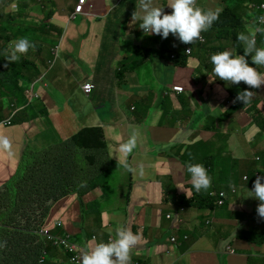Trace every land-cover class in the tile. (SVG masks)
I'll list each match as a JSON object with an SVG mask.
<instances>
[{"label": "crops", "instance_id": "0c3cea01", "mask_svg": "<svg viewBox=\"0 0 264 264\" xmlns=\"http://www.w3.org/2000/svg\"><path fill=\"white\" fill-rule=\"evenodd\" d=\"M14 1L11 0V7L7 8V4L5 5L8 12L13 14L10 19L17 27L20 23L19 28L25 32L29 31L28 34H37L36 31L40 29L21 25L23 17L18 19L16 16L21 12L12 13L13 5L16 3L21 9L19 3ZM61 1L22 0L29 12L32 11L39 16L52 9L53 12L51 11L46 17L47 22L56 18L57 27L63 29L62 35L60 34L61 36L54 40L53 45L45 44L42 47L44 55L39 62L43 67L47 59L51 57L50 51L53 48L58 49L60 55L54 59L55 63L52 57L48 62L54 68L61 60L64 66L58 65L57 71L52 69L49 74L45 73V77L50 81L49 84L53 82V85L57 86L65 79V84L62 86L66 85V87L63 89L57 87V91L52 88V94L48 90L53 103L46 102L44 105L38 103L41 90L37 87L35 91V88L29 87L27 101L13 111V119L9 116L11 111L5 99L8 115L0 123L8 119L15 122L9 126L0 127V135L7 136L12 144L11 153L0 151V192H4L9 182L16 178L26 154L34 153L36 158L39 155L41 161L36 164L40 165L44 160L45 149L53 150L60 145V142L68 139L71 141V138L80 130L82 131L86 125H101L108 145L113 139L126 141L130 131L135 128L140 133L137 150L139 154L157 151L158 145L164 140H172L161 145L169 151L164 153L162 160L158 157L155 159L153 170L143 171V175L132 174L135 182L128 195L120 198L115 192L111 197L115 205L108 211L103 213L97 211L92 215V218L96 220L93 228L96 238L91 240L90 232H87L88 236L80 240L83 248L81 253L88 242H106L110 236L115 235L114 231L110 233L109 229L114 230L118 224H124L130 226L133 233H143L144 239L152 241L160 238L162 242L166 241L165 248L168 249L173 261L162 264H208L215 262L216 255L226 256L227 262L228 257L235 256L238 258V264H249L252 254H241L238 250L234 253H219L212 245L217 240L215 235H212L211 239L201 238L197 241L198 234H194L191 235L190 240L182 241L181 245L175 248V245L168 242V237L176 234L181 236L185 231L182 228L183 225L179 231L174 229L175 219L165 202L171 201L170 193L176 189L177 195L181 194L182 190L176 187L177 185L182 184L186 188L183 184L184 157L180 155L184 147L198 140L200 142L197 145L199 143L211 145L210 141L218 133L223 135L220 150L225 152L238 170L262 172L264 169V99L261 102L255 98V106L248 111L238 110L232 113L227 106L230 104V96L228 91L226 92V87L221 84H208L206 81L201 88H197L196 83L193 82L190 90L184 95L167 96L164 92L169 85L176 81L188 83L195 72L193 68L174 70L173 64L164 61L158 54L160 41L156 37L160 35H146L139 28L141 21L132 20V13L136 10V0H88L85 10L77 14L75 20H68L74 12L75 5L66 11L62 5L60 6ZM74 2L77 4L78 0ZM261 3H264V0H197V5L205 10L226 7L227 17L238 14L241 18L252 20V22L257 19V16L249 11L248 6ZM155 4L164 7L167 5V0H155ZM63 12L66 13L64 16L61 15ZM227 17L222 18L223 21L227 22ZM40 25L39 22L37 26L40 27ZM17 27L14 25L15 30L18 29ZM48 28H45V31ZM249 28L251 27H247ZM247 29L242 32H246ZM25 32L22 31L24 34ZM0 39H10V34L6 36L0 34ZM121 39H125L126 45L123 47H126V52L130 51L131 46H135L137 51L139 48L138 54L133 52L129 55L122 54L118 48V45L122 43ZM62 49L64 55L61 56ZM198 52L202 53V51ZM196 57L191 62V67L198 63ZM125 60H131L130 66L126 67ZM134 67L141 68V71L137 73ZM43 68H46V65ZM62 70H65L64 75L55 74ZM68 72H71L69 76H67ZM74 77H76L75 80ZM123 81L126 83L124 92L118 94L117 87ZM87 83L96 87V93L86 95L83 92L82 86ZM47 87L50 88V86ZM140 89L146 93L137 94ZM71 90L76 91V100L69 99L68 94H62ZM259 91L264 98V90ZM34 94L37 95L36 103L35 100L30 101ZM124 94L127 96L123 97ZM131 94L140 95L142 101L130 102ZM117 97L121 98L117 99ZM65 98L67 100H64ZM191 100L195 102V109L190 108ZM34 103L40 107L39 110L34 109ZM134 107L136 109L131 111ZM259 109L262 113L258 111ZM69 111L79 115L80 125L74 120L67 121ZM174 120L180 121L179 130L172 126ZM189 129L193 131L191 134L187 132ZM207 137L208 141L205 140ZM41 143L43 145L38 146ZM260 148L262 150L258 153ZM113 152L115 153V150ZM200 154L198 149L191 150V155L195 157H199ZM166 158L171 161H166ZM246 163L251 164L244 166ZM52 169L58 175L63 173L60 164H53ZM85 169L92 171V167L88 165H82L81 168L73 171L77 175ZM145 169H150V166H146ZM243 185V198L247 201L253 199L250 193L251 182H245ZM96 193H100L98 187L86 194L84 200L93 199ZM52 207L49 216L52 213ZM168 212L172 214L169 218L166 215ZM195 214L196 210H190L181 213L180 216L188 220ZM57 218L65 219L62 210L57 211ZM227 221L232 222V219ZM229 231L227 227L219 230L222 234ZM75 232L81 233L78 228ZM144 239H141L131 250L130 264L139 262L141 258H144L143 264L158 263L152 254L143 252L147 247ZM166 255L167 252L164 253V256ZM56 261L60 263V260Z\"/></svg>", "mask_w": 264, "mask_h": 264}, {"label": "clouds", "instance_id": "9594fccd", "mask_svg": "<svg viewBox=\"0 0 264 264\" xmlns=\"http://www.w3.org/2000/svg\"><path fill=\"white\" fill-rule=\"evenodd\" d=\"M167 6L172 9L170 13L165 11V7L156 5L155 0H136V10L132 13V20L141 21L139 28L142 29L146 35L156 34L162 35L163 38H167L171 33L177 37L180 42L184 44H193L195 40L201 37V33L203 31H207L211 28L213 23L219 18H224L223 13L225 10L227 11L226 7L223 9L209 8L205 10L197 5V0H167ZM248 8L251 13H254V15L257 16V19L254 20V22L244 18L240 19L243 27L237 32V40L239 41L241 47L243 46L244 53L242 55L237 54L232 46L227 45V43H221L223 41L227 42L226 40L216 43L215 45H223L222 47L226 50L220 51L218 50V47L216 51L217 53L211 55L210 61L214 66L212 74L209 71V77H197L194 75L188 83L176 81L169 85L168 89L164 92L165 95H184L190 90L193 82L196 83L197 88H201L206 81L208 84H221L226 87V92L228 91L230 96V104H227V106L230 110H232V113L238 110L248 111L255 106L254 100L256 97L253 96V91L262 90L260 87L264 85V73L258 70L259 67H264V47H257L256 44V38L260 35L264 36V3H261L260 5H249ZM75 10L76 8H74V12ZM78 14L81 13L78 12ZM247 27L251 28L247 29ZM245 29H247V31L242 32ZM30 48L34 49L35 45L32 44L27 37H21L10 42L8 46L9 50L5 55L7 63L4 64V67L7 68L9 63L18 61L20 55L26 54ZM198 50L199 49L197 48L196 52ZM207 53L210 54L209 52H206V54ZM249 56H251L252 64L249 63ZM196 58L198 60V57ZM253 64L255 66H252ZM130 70L131 69L129 67V71ZM241 82L244 83L243 91H240L234 98L228 87L233 84H238L240 86ZM94 88L96 87L94 86ZM83 92L86 95H91V93L87 92L85 89H83ZM126 96V94L123 95V97ZM34 98H37L36 94H34L30 101L32 102L35 100ZM237 101L243 103L244 105L236 108L234 105H236ZM135 109L136 108L134 107L131 111H134ZM183 120L184 119H182V121ZM9 125L11 124H8L7 126ZM172 126L179 130L180 121L174 120ZM0 127H2L1 124ZM87 127H85V129ZM101 129L103 131L102 126ZM139 135L140 133L138 129L133 128L129 133L128 139L119 143L117 148L118 160L110 155L109 145L107 144V149L100 154L104 155H102L99 158V161L95 163L88 162V155L84 156V152L88 151L87 149L73 147L68 150L65 144L72 142V140H66L60 142V145L53 149L55 162L56 164H60L62 166L63 172H67L69 174L70 181L72 176L75 175L73 170L76 171L81 168L82 165L92 167V171L101 172L106 171L103 168L105 164L107 165V159L115 161L119 166H122L125 170H127L130 175L129 187H126L124 191L118 194V197L124 198L130 193L133 182H135L133 175H143V171L153 170L152 166L156 163V160L151 158V154L147 156L146 153L139 154L137 152L136 147ZM104 141L107 143L105 134ZM168 141L172 140H164L160 142L158 147ZM197 143L198 142H190L180 153V155L184 157L182 161L183 176H185L183 184L186 185V188L182 184L177 185L176 187L182 190L181 194L177 195L176 189V191L170 193L171 201L165 202L167 208L171 211L175 219L174 229L179 231L181 225H183L182 228L185 231L181 234V236L176 234L168 237V242L175 245V248L178 247L181 245L182 241L190 240L191 235L189 230L191 227H194L196 230L201 231V233H198L196 237L197 241L201 238L211 239L212 235H217L219 238H217V240L213 243L216 244L222 236V233L219 232V230L223 227H227L229 230H232L234 213L241 212L244 208H246L248 212L257 213L259 216L258 220L255 222L256 224L253 225V241L250 247L252 248L253 245H256V240L264 242V174L257 171L253 173V181L251 182V192L253 195L251 197L257 199L254 205H248V201L243 198V196L236 195L237 188H243V183L232 182L228 187H222L219 190H210L208 193L210 209L203 211L201 204L204 202L203 199L206 197V195H204V193H206L205 191L211 187L212 178L209 174L214 172V168L206 161V158L202 154H200L199 157L191 155V150H189V148L197 145ZM11 149L12 144L10 139L5 135H0V151H7L11 153ZM168 151L169 150L164 149V151L161 152L163 155L157 156L159 160H162L165 155L164 153ZM152 153L157 155V153H159L158 149ZM90 154H93V152ZM133 155L135 156L133 157ZM57 157L59 158L57 159ZM129 161L131 163H129ZM166 161L169 162L171 159L166 158ZM101 163L102 166L100 167ZM146 166H150V169H145ZM243 181H249V177L245 175ZM79 187H82V190L78 192L77 200L71 204V207L75 209V213L71 217L72 222L70 225L64 222L66 218H56L51 224H45L52 206L50 207L46 217L43 218L38 234L49 239L52 242L51 246L58 250L59 255H53L51 251H49L46 247H43L41 255L38 259L39 264H45L44 261L46 258H50L52 261L60 260V264H130L131 250L138 245L141 239H144V235L143 233H133L131 227L124 224H118L114 230L109 229V232L111 233L114 231L115 235L110 236L106 242H88L85 250L81 253V250L83 249L80 245L81 237H79L78 233L75 232L77 228L81 232L79 224H82V226L86 229V232H90L91 240L93 238L95 239L96 234L93 233L94 226L90 224V222L95 221V219L92 218V215L97 211L102 213L103 211H108V209L111 206H114L115 203L111 201L112 193L107 189H102L99 184L91 186L89 182H82V185ZM97 187L100 193H96L93 199L85 201L84 196L93 192ZM103 195L108 196L109 199L103 197ZM182 196L184 197L182 198ZM101 198L107 202L104 206L100 203ZM184 198L195 199L192 206L189 207L190 209L184 206ZM56 201H52V203L54 204ZM190 210H196V214L192 218L187 220L180 216L181 213ZM171 213L168 212L166 214L168 218L172 216ZM227 219H232V222L227 221ZM187 223H189V225H186ZM242 223L243 222L241 220L240 233L242 231ZM211 225L213 226V230L208 229ZM55 227L58 228L60 232H54L53 229ZM45 229H48L52 237H49L44 232ZM77 237L79 242L75 240ZM60 240H65L75 245L77 249L74 251L69 250L59 242ZM144 242L147 247H154V252L158 249L156 243L153 241L144 239ZM260 249L262 253L258 254H261V257L264 258V244ZM166 251L167 254H169L167 248ZM217 251L225 254L234 253L236 249L234 246L227 245L224 249ZM74 255L77 256L76 261L71 259ZM143 259L144 258H141V260L135 264H143Z\"/></svg>", "mask_w": 264, "mask_h": 264}, {"label": "trees", "instance_id": "16d2710c", "mask_svg": "<svg viewBox=\"0 0 264 264\" xmlns=\"http://www.w3.org/2000/svg\"><path fill=\"white\" fill-rule=\"evenodd\" d=\"M10 2L11 0H0V30H5L6 33L13 35L7 40L0 39V121L7 118V107L11 111L9 116H12L13 119V111L26 103L27 93L30 91H27V89L32 87L34 80L38 79L42 72V70H37L34 61H28L26 59L24 61L18 60L16 62H11L8 67L5 68L4 64L7 63L5 55L9 50L8 46L10 42L21 37H27L29 41L35 45V48H30L27 54L37 55L38 57V54L42 53V47L45 44L53 45L54 40H57L58 36H61L63 32L62 28L56 27L55 29L53 26H50L47 30L54 28L56 33L53 32L52 34H48L45 29H41L44 32L42 35L38 33L31 35L28 34L29 31H26L25 34L22 33L19 29L20 23L17 27L15 22L10 19L13 17V14H10L6 10V4L7 8L9 6L11 7ZM16 2L19 3L22 10L23 6H27L22 0H16ZM164 7L166 12L170 13L172 11L167 5ZM227 13L228 11L225 10L223 13L224 18L227 17ZM21 14L16 16L18 19H22L23 17L24 21L27 15ZM71 16L72 14L69 16L68 20H75L76 16L74 18H71ZM37 17V15L36 17L29 16V19L34 22H40L42 26L43 24L47 26V23L49 22L46 21L48 20L46 17L45 21L44 19L41 21V18ZM227 18V22L223 21L222 18H219L213 23L211 28L207 31H203L201 37L195 40L193 44H184L171 33L167 38H163L162 35H160V37L157 36L156 38H159L160 41L158 54L162 56L164 61L171 62L174 70L193 68L196 73L195 76L202 73V76L209 77L210 73L208 72V69L212 74V69L214 67L211 64L210 57L217 53L216 51L218 49V47L214 46L216 43L226 40L227 45L232 46L237 54L242 55L244 53L243 46L241 47L237 40V32L243 27L240 20L241 17L238 14H235V16L231 15V17ZM14 25L18 28L17 31L15 30ZM32 27L40 29L37 25L30 26V28ZM261 37L264 36L260 35L256 39L257 47H260L258 42L263 45V42L260 39ZM40 39H42L41 43L39 42ZM197 48L199 49L198 51H202V53L197 51L198 63H195L191 67L190 64L194 57L187 54L189 52L196 53ZM219 50L224 51L226 49L221 46L219 47ZM206 52H209L210 54H206ZM248 60L250 62L251 56L248 57ZM69 75L70 72H68L67 76ZM75 78L76 77H74V80ZM47 82L50 83L48 79ZM243 84L244 83L241 82L240 86L238 84H233L228 87L234 98L240 91H243ZM94 93H96V88L93 94ZM62 94H68L67 97L72 100H76L77 97L76 91L73 90L68 93L62 92ZM5 99L8 101L7 107L5 106ZM64 100L67 99L65 98ZM243 105V103L237 101L234 106L239 108ZM34 109L39 110L40 107L35 104ZM12 119L5 120L0 124L2 127H5L8 124L15 122V120ZM71 139L72 142L65 144L68 150L73 147H78L87 149V152L89 153L93 152V154L88 155V162H98L99 158L104 155H100L101 152L107 149V143L104 141V134L100 125H90L86 129L83 128L82 131L75 134ZM44 151V160L40 165L36 164L41 161L39 155L36 158L34 153L26 154L16 178L9 182L4 192H0V264H22L23 261H27L30 264H39L38 259L43 247H46L53 255H59L58 250L51 246L52 242L46 237L40 236L38 230L43 218L48 214L50 207L53 205L52 201L63 198L72 193L74 189L71 188L72 184H70L71 182L69 181V174L67 172L58 175V173L53 171L52 166L53 164H56L53 150L47 148ZM58 158L59 157H57V159ZM129 163L131 162L129 161ZM152 168L154 169V166H152ZM103 169L106 170V164ZM98 182L99 179L96 180L94 184H98ZM242 189L243 188L238 187L236 195L242 196ZM251 190L252 188H250V193ZM103 197L109 199L106 195H103ZM183 197L184 196H182V198ZM252 198L253 199L248 201V205H254L257 200L254 197ZM193 201H195L193 198H184L183 204L186 208H189L192 206ZM203 201L204 202L201 204L203 211L210 209L208 195H206ZM245 211H247L246 208L241 210V212ZM30 216H33L34 219L31 220L29 218ZM258 217L257 213L250 212L249 219L256 222ZM245 221V225L242 223V231L239 235H232L234 230H230L229 236L228 232L222 234L221 239L216 244L212 245L217 250H222L227 245L234 246L241 254H252V257L249 259L250 264H262L261 262H264V258L261 257V254H258L261 247L257 244L253 245L252 248L250 247L253 241V226L249 227L248 223H251L252 221L248 219H245ZM75 223L78 224L77 222ZM95 223L96 220L90 222L92 226H94ZM79 225L81 232L83 231L80 239L84 240L88 236V233L85 231L86 229L82 224ZM189 232L190 235L201 233L200 230H196L194 227H191ZM75 240L79 242L78 237ZM152 241L156 243V245H165V242H162L160 238H155ZM44 263L52 264L53 261L50 258H46Z\"/></svg>", "mask_w": 264, "mask_h": 264}, {"label": "rangeland", "instance_id": "374dc122", "mask_svg": "<svg viewBox=\"0 0 264 264\" xmlns=\"http://www.w3.org/2000/svg\"><path fill=\"white\" fill-rule=\"evenodd\" d=\"M43 1H45V0H43ZM79 3L80 2H77V4H79ZM37 4L38 3L36 1V5ZM77 4L74 2V0H62L60 3V6L62 5L64 10L69 11L70 8L72 9L73 5H75V8H77L76 7ZM81 4L83 5V11H84L86 8V5L88 4V0H84V2ZM91 7L92 6L90 5V8ZM6 10L8 11V9H6ZM51 11L53 12L52 9L47 10V11L43 12L41 14V16H39L38 14L33 13L32 11L29 12V10L24 6H23V10L19 9L17 6V3H16L13 5L12 13L21 12L23 15L27 14L28 16L26 17V19L24 21L23 20L21 21V25L24 27H30L32 25H38L39 22H37V21L34 22L33 20H30L29 16L36 17V15H37L38 17L41 18V21L43 19L45 21L46 20L45 17H47V15ZM65 14H66L65 12L61 13V15H63V16ZM57 21L58 20L56 18H54L49 23H47V26H45V24H43V26L41 25L40 30L37 33L42 35V33H44V32L41 29H45V28L50 27V26H53L56 29V27L58 25ZM54 28H52L51 30H46V32L48 34H52L53 32L56 33V30ZM19 29L21 30V28H19ZM21 31L25 32V30H21ZM0 34H2L3 36H6V35H9L10 33H6L5 30H0ZM10 36H13V35L10 34ZM41 37H43V36H41ZM42 39L39 40L40 43L42 42ZM260 39L263 42V45H261L259 42H258V44L260 45V47H264V37H261ZM121 40H122V43H120L118 45V48L120 49V52L122 54L129 55L130 52L138 54L139 48L137 51V48L135 46H131L130 51L126 52L125 51V50H127L126 47H123L126 45L125 39H121ZM65 44L68 45L67 43H65ZM214 46L221 47L223 45H214ZM40 47H41V45H40ZM147 48H150V47H147ZM140 51H141V49H140ZM43 55H44V53L43 54L40 53V54H38L39 57H37V55L36 56L33 54L28 55L26 53V54L20 55V58H19L20 61H24L25 59L28 61H34L36 64L37 70H42L41 75L38 78L39 80L38 81L34 80V82L32 84V88L33 89L35 88L34 89L35 91H36L37 87L39 88V90H41V92H40L41 98L38 100V103H42V105H44L46 102L47 103L48 102L53 103L49 97L50 94L48 95V92H47L48 90L52 94V92H51L52 88H55V90L57 91V87L62 88V89L66 87V85L62 86L65 84V79L59 84V86L53 85V82H52V84H49L47 81H45V80H47V78L45 77V73L49 74V72H51L52 69H54V71H57L58 65L64 66V62L61 63V60L57 62V64L54 66V68L48 62L49 60H51V57H52L53 63H55L56 60H54V59L58 55H60V52H58V49L53 48L50 51L51 57H49L47 59L46 63L43 66V67H45V65H46V68H43L39 62V59L43 58ZM62 55H64L63 49L61 52V56ZM187 55H190L191 57L197 56L196 53H191V52H189ZM23 57H24V59H23ZM125 63L127 65L126 67H128L131 64V60H125ZM249 63L252 64V61L250 60ZM252 66H255V65L253 64ZM134 70H137V73H139L141 71V68L134 67ZM258 70L260 72L264 73V67H259ZM64 72H65V70H62L60 72H55V74L64 75ZM208 72H209V69H208ZM201 76H202V73L197 75V77H201ZM51 79H52V76H51ZM125 84L126 83L124 81L119 84V86L117 87V91H116L118 94H122L124 92ZM46 85L50 86V88H48ZM86 85H88L90 87L89 92L92 94L95 90L94 86L90 83H88ZM86 85H83L82 88L85 89ZM260 88L262 90H264V85H262ZM253 92H254L253 96L258 98L262 102L264 98H263L261 91H253ZM144 93H146V92L144 90L140 89L137 94H144ZM137 94L136 95H134V94L130 95V102L138 103L139 100L142 101L141 96L137 95ZM120 98L121 97H117V99H120ZM34 99H35L34 102L36 103L37 99L36 98H34ZM190 108L191 109L196 108L194 100H191ZM258 111L260 113H262V111L260 109ZM71 120H74L75 122H77L78 125H80L79 115L77 113H73L72 111H69L67 113V121H71ZM85 127H87V125ZM85 127H84V129H85ZM187 132L189 134H191L193 131H192V129H189ZM208 139H209L208 137L205 138V140H208ZM122 141H119L118 139H113L109 145L110 155L117 160H118L117 148L119 146V143ZM198 142H200V141L198 140ZM210 142H211V145H209L208 143H199L198 145L189 148V150H192V151H196V149H198L201 152V154L206 158V161L209 162L214 168V172H211L209 174L212 178L211 187L206 191L204 190L206 192V193H204V195H208L210 190H213V189L219 190L222 187H228L232 182L245 183V181H243V179H242V177L244 175L249 177V181H247V182L253 181V173L251 171H249V170L242 171L240 169L238 170L234 166L233 162L229 159V157H227L225 152L223 150H220L222 147V144H223V135L221 133H218L217 136L215 135L213 137L212 141H210ZM42 145H43V143L39 144L38 146H42ZM136 149L137 150L139 149V143H137ZM114 150H115V153L113 152ZM261 150H262V148L259 149L258 153H260ZM162 151H164V149H163V147L160 146V147H158L159 153H157V155L150 152V151H147L146 155L149 156L151 154V158L154 160L157 158L158 155H163L161 153ZM89 154L90 153L87 151L84 152V156H87ZM261 155L262 154H260V156ZM106 161H108L107 165H106V171L96 172V171H87L85 169L82 172L77 173V175L72 176V179H70V182H71L70 184H72L71 188H73L74 190L72 191V193L68 194L66 197L60 199L59 202L55 206L52 207V213L49 217H47L48 219L45 221V224H51L57 218V211L58 210H62L63 213L65 214L66 219L64 220V222L69 224V225L71 224V222H72L71 217L75 213V209L73 207H71V204L77 200L78 192L82 190V187H79L82 185V182H89V184L92 186L94 184V182H96V180H98L100 178L98 184L102 187V189H107L112 194L117 192V195L120 194L122 191H124V189L126 187H129V183H130L129 172L127 170H125L123 167L119 166L118 163H116L115 161H113L111 159H107ZM250 164L251 163H246V164H244V166H250ZM101 166H102V163L100 164V167ZM262 173L264 174V169L262 170ZM251 194H252V192H251ZM100 203H101V205L104 206L107 202L103 198H101ZM249 216H250V212H248V211L234 213V216H233L234 221H233V226H232L234 228V232L232 235H236V234L238 235L240 233L241 220L244 223V225L246 222L245 219L252 221L251 223H248L249 227L256 224L255 221H253L252 219H249ZM29 218L31 220L34 219L33 216H30ZM208 229L213 230V226L212 225L209 226ZM53 231L57 232V233L60 232V230L56 227L53 229ZM229 234H230V232H228V236H229ZM78 236L81 237V233H79ZM217 238H219V236H217ZM229 238H231V237H229ZM256 244L261 247L264 244V242L260 241V240H256ZM156 246L158 247L156 252H154V247H146V249L143 252H146L147 254H152L155 257V259L158 260V263H156V264H162L163 262L173 261V259H171V256L169 254L164 256V253L167 252L164 244H158ZM258 253H262L261 249L259 250ZM261 263L264 264L263 261ZM22 264H30V263L27 261H23ZM52 264H60V263L58 261L54 260ZM71 264H74V263H71ZM208 264H238V258L235 256H230V257H228V262H227L226 256L216 255L215 262H211Z\"/></svg>", "mask_w": 264, "mask_h": 264}, {"label": "built area", "instance_id": "2783aa9c", "mask_svg": "<svg viewBox=\"0 0 264 264\" xmlns=\"http://www.w3.org/2000/svg\"><path fill=\"white\" fill-rule=\"evenodd\" d=\"M79 4H77V8H76V10H75V12L72 14V16H71V18H74L75 16H76V14H78V12L79 13H82L83 12V5L81 4V3H83L84 2V0H79ZM90 87L88 86V85H86V88H85V90L87 91V92H89V89ZM44 232L49 236V237H52V235L49 233V231H48V229H45L44 230ZM60 243H62L65 247H67L69 250H71V251H74V250H76L77 249V247L75 246V245H73V244H71V243H69V242H67V241H65V240H60L59 241ZM71 259L72 260H77V256L76 255H74V256H72L71 257ZM42 260V259H41Z\"/></svg>", "mask_w": 264, "mask_h": 264}]
</instances>
